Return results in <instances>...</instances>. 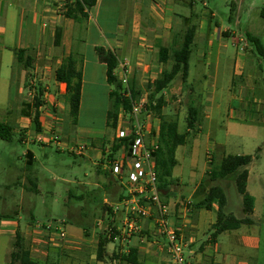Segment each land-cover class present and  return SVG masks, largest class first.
<instances>
[{"label":"rangeland","instance_id":"rangeland-1","mask_svg":"<svg viewBox=\"0 0 264 264\" xmlns=\"http://www.w3.org/2000/svg\"><path fill=\"white\" fill-rule=\"evenodd\" d=\"M170 4L178 13L175 31L181 30V37L186 29L184 16L194 14L192 23L197 25V33L191 56L192 69L194 75L199 73L197 76H200L204 70L208 77L201 76V82L195 86L203 89L201 93H189L186 87L184 96L182 92L171 94L170 102L163 110L169 120L179 121L181 132L187 129L188 108L192 103L200 106L201 121L196 130L190 131L186 145L178 147L179 163L172 175L159 181V184L167 182L171 189L170 195L161 196L162 200L170 198V204H166L171 208L177 199L188 198L197 184L205 185L209 180L207 170L220 164L218 146L221 144L226 146L227 154L253 155L254 160L247 167L251 171L248 191L257 201V212L251 216L252 224L243 225L233 233L252 234L256 238L254 249L244 248V256L236 262L264 264V103H261L264 98V58L248 40L251 34L260 37L264 43V17L261 15L264 0H170ZM93 16V23L104 30L110 28L114 17L110 16L105 4L100 8V16L95 11ZM112 23L114 25L115 18ZM87 36L86 51L90 53L89 45L97 35L91 31ZM138 43L147 44L141 40ZM120 47L119 56H129L127 49L123 45ZM198 52L206 58L205 66L197 62ZM20 80L18 72L0 61V122L8 121L15 128L11 141L0 139V213L16 218L22 231L27 223L44 225L54 221H64L68 231H82L85 227L99 230L98 223L112 217L110 205L105 202L119 203L118 194L125 192L120 180L105 164V156L111 153L116 133V129L107 125V114L112 107L108 92L100 84L97 87L88 85L76 121L70 115L67 103H45L42 131L37 132L32 122L22 118L23 103H9V98L19 91ZM141 80L140 75L137 81L142 90L140 98L149 105L152 89L147 85L150 82L144 79L141 83ZM180 80L178 76L168 89L175 88ZM52 83H55L54 78ZM246 86L251 88V93L242 92L241 88ZM35 87L39 86L28 83L24 94L28 95ZM93 88L95 90L90 91ZM109 88L112 87L108 85ZM206 107L211 108L208 119ZM146 110L141 119L151 130L148 135L151 142L152 131H157L160 120L148 108ZM128 119L126 116L125 120ZM28 150L36 158L32 167L26 164ZM97 154L101 156L99 160ZM213 155L214 162L210 163ZM220 181L227 188L229 204L226 212L240 218L238 205L242 195L235 181L232 177ZM201 199L202 196H196L193 201L196 203ZM174 222L175 214L170 213V225H175ZM141 224L143 226V221ZM23 234L27 236V233ZM150 236L156 238L154 234ZM148 242L153 243L150 239ZM13 243V237H1L0 264H8ZM93 252H96V243Z\"/></svg>","mask_w":264,"mask_h":264},{"label":"crops","instance_id":"crops-1","mask_svg":"<svg viewBox=\"0 0 264 264\" xmlns=\"http://www.w3.org/2000/svg\"><path fill=\"white\" fill-rule=\"evenodd\" d=\"M103 4L109 9L110 16L114 15L108 30L93 23V12L95 11L97 16H100V8ZM66 5L62 0H0V61L2 65L11 66L13 72H18L21 76L19 91L15 97L9 98V103H14V101L15 103H32L37 87L25 95L24 89L28 83L43 88L45 103H67V86L55 79V72L71 54L76 55L80 60L78 67L83 76L81 104L84 102L87 86L90 84L94 87H97V84L103 86L110 98L112 88L108 89L110 84L107 81L106 65L99 60L97 47H104L118 54L122 49L120 46L123 45L129 53L127 57L133 62L132 78L138 81L141 75V83L144 79L152 83L165 68H170V64L165 65L159 61V49L171 47L176 40L181 38L182 33L181 30L175 31V17L178 13L174 8H171L170 0H98L97 5L89 12L88 18L80 21L66 17ZM91 31H94L97 38L91 41L89 53L86 51L89 41L87 33ZM120 36L121 38H119ZM138 40L147 42V44H140ZM19 49L27 50L24 62L21 63L15 54V51ZM198 53L197 62H202L205 66L206 58L200 52ZM119 58L123 59L121 56ZM197 75L193 73L190 58L189 76L186 84L184 85L181 79L175 88L167 89L165 91L167 103L170 102L171 94L175 92H182L184 96L186 87L189 89V93H201L203 89H197L195 86L197 82H201L199 79L201 76L204 79H207L208 76L204 70L200 76ZM52 78L55 79V83L51 85ZM241 89L242 92H252L251 88L247 86ZM94 90L95 88L90 91ZM261 103H264L263 97ZM206 109L205 117L208 119L211 108L206 107ZM22 118L26 122H32L29 118L23 116ZM41 121L43 122L42 115ZM216 144H214L215 149H217ZM218 149L221 152L218 156L221 162L227 155V148L221 144ZM99 157L101 156L97 154L96 158ZM209 162H214V155L211 156ZM100 166L102 165L99 164ZM250 180L251 171L249 172L248 187ZM216 183L223 185L225 190L227 189L222 181ZM201 186L202 184H197L188 198L177 199L170 208L171 214H175V225L173 226L182 234L187 244L188 259L194 264H243L236 260L244 256L242 250L254 249L256 238L252 234L242 236L239 233H233L240 230L241 227L223 232L213 240L211 229L218 219V203L215 201L212 209L198 206V203L204 198V192L200 191ZM112 189L114 187H111ZM169 191L171 192V189ZM169 191H164L163 194L168 196L170 195ZM124 193L118 194L120 200ZM196 196H202V199L195 203L193 200ZM164 201L170 204V198ZM105 204L117 203L107 200ZM228 204L227 202V206ZM238 209L241 211L240 218H242L244 216L243 198ZM256 212L257 201L255 200L252 216H255ZM33 224L34 222H31L30 225L27 223L25 231H22L20 222L16 218L4 220L1 224L0 239L1 237H13L15 240L18 230L27 233L25 236L28 238L32 257L38 264H126L114 258V255L129 253L132 247L138 248L140 258L145 264H169L167 253L159 250L156 244L163 239L154 233L153 219L143 221L142 234L146 236L135 235L127 241L118 239L108 243L105 247L103 260L98 259V243L101 234H103V229L100 226L99 230L93 231L87 227L82 231L67 230L70 244H66L33 232ZM151 234H154L156 238H151ZM148 238L153 243L148 242ZM95 243L96 252H93ZM152 244H154V248H151ZM108 259L112 262H109ZM8 264H11V255Z\"/></svg>","mask_w":264,"mask_h":264},{"label":"trees","instance_id":"trees-1","mask_svg":"<svg viewBox=\"0 0 264 264\" xmlns=\"http://www.w3.org/2000/svg\"><path fill=\"white\" fill-rule=\"evenodd\" d=\"M97 3L98 0H74L67 3L65 15L68 18L80 21L84 18H88L89 12H91ZM261 15L264 17V7H262ZM192 16L184 19L186 29L183 36L176 40L171 47H161L159 49V61L165 65L171 64L170 68H165L155 81L147 85L148 89H152V92L149 105L146 106V109L148 108L149 111H152V113H154L160 120L159 128L157 129L158 131L153 130L152 132L154 135L157 134L158 139V148L154 153V158L158 186L162 192L161 195H164L163 192L169 191L170 188L168 187L167 182L159 184V181H163L165 178L172 175L173 169L179 163L176 156L178 147L186 145L190 131L196 130L201 121L200 106H197L194 103L189 105L187 129L184 132L180 131L178 120H169L163 112L164 108L167 106L165 91L178 76L181 77L184 85L189 76L190 58L194 50L197 33V25L192 23ZM248 40L256 46L257 50L264 58V43L261 38L249 34ZM96 51L99 60L106 65L107 81L112 87L110 91L112 107L107 114V125L116 129L121 112L123 111L125 114H130L132 112L133 103L140 98L142 90L134 78L131 79L129 88L124 87L122 81L115 73L120 59L115 51L104 47H97ZM26 53L27 50L25 49L15 51L16 57L20 63L24 62L23 60ZM79 62V58L76 55L71 54L55 72V79L58 82L65 83L67 86L66 100L69 106V113L74 118V121H76L79 116L82 98L83 76L81 69L78 67ZM129 90L130 94L127 95ZM43 96L44 90L39 86L32 103L24 102L21 109V115L31 119L35 126V131L37 132L42 131L41 115L42 108L45 106ZM14 130V125L10 122H0V139L11 141L13 139ZM131 139L132 136L114 139L111 146V153L108 157H115L123 146H126L127 148ZM25 156L27 166L32 167L35 162L33 152L28 150ZM253 160L254 156L250 154H227L223 157L217 167L209 169L207 174L209 180L200 188V191L202 193L204 192V198L198 203V206L212 209L213 203L215 201L218 203V219L211 229V238L213 240L223 232L236 230L243 225H250L253 223L251 216L254 213L255 198L248 191L249 170L247 168ZM101 170L102 166L99 167V171ZM105 172L108 173V170H105ZM231 177L235 181L238 192L243 198L244 216L242 218H238L235 215L226 212L228 202L226 190L224 187L216 183L220 180L229 179ZM110 211L112 213V210ZM11 218H13V216L0 213V230L2 221ZM111 241L112 238L101 234L98 243L99 260H103L106 250L105 247ZM114 258L119 259L126 264H145L140 258V253L137 247H132L129 253L116 254L114 255ZM11 264H38V262L32 257L30 245L21 230H18L15 235L13 250L11 252Z\"/></svg>","mask_w":264,"mask_h":264},{"label":"built area","instance_id":"built-area-1","mask_svg":"<svg viewBox=\"0 0 264 264\" xmlns=\"http://www.w3.org/2000/svg\"><path fill=\"white\" fill-rule=\"evenodd\" d=\"M62 1L67 4L74 0ZM131 66V59L125 57L119 59L115 70L126 88H129L131 81ZM129 94L130 90L127 92V95ZM145 102L139 98L133 103L130 114L122 111L119 116L114 139L130 136L132 139L129 146L127 148L123 146L115 157L109 158V155H106L105 164L120 180L125 193L119 203L110 205L112 217H108L107 222L103 219L99 226L103 229L102 233L113 241L118 239L127 241L143 232L142 221L153 219L154 233L163 239L156 244L159 250L167 253L169 264H194L186 255L187 244L182 234L169 223L171 211L161 197L154 158L158 148L157 134L153 135L149 142L148 135L151 130L141 119L144 111H147ZM126 116H129L127 121ZM32 229L37 234L59 242L66 244L70 242L64 221L44 225L34 223Z\"/></svg>","mask_w":264,"mask_h":264},{"label":"water","instance_id":"water-1","mask_svg":"<svg viewBox=\"0 0 264 264\" xmlns=\"http://www.w3.org/2000/svg\"><path fill=\"white\" fill-rule=\"evenodd\" d=\"M162 193V192H161Z\"/></svg>","mask_w":264,"mask_h":264}]
</instances>
